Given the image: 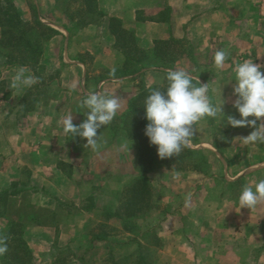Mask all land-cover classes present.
I'll return each mask as SVG.
<instances>
[{
	"label": "crops",
	"instance_id": "1",
	"mask_svg": "<svg viewBox=\"0 0 264 264\" xmlns=\"http://www.w3.org/2000/svg\"><path fill=\"white\" fill-rule=\"evenodd\" d=\"M12 2L22 20L31 21L35 8L54 31L43 42V68L27 67L39 77L31 88H10L20 66L9 65L0 46V192L14 194L8 218L22 225L33 264H106L99 254L114 244L93 242L89 232L103 210L116 207L115 192L139 175L133 144L109 124L97 130L101 147L93 151L84 147L86 138L65 133L62 121L68 114L75 125L86 119L80 104L91 91L118 97L120 115L142 88L160 85L168 69L208 84L213 104L225 101L224 118L194 125L188 148L202 159L198 170L163 166L147 174L154 189L165 190L150 263L264 264V202L239 210L243 186L264 179V143H244L254 129L227 124L229 115L240 118L233 107L235 65L252 60L264 72V0H94V16L82 0ZM221 49L229 56L218 69L214 55ZM113 67L133 71L113 78L106 73ZM41 71L48 80L41 82ZM24 174L31 193L22 192ZM87 200L92 207L84 208ZM40 210L49 218L34 213ZM7 229L0 220V230ZM126 236L116 250L130 255L137 243L126 245Z\"/></svg>",
	"mask_w": 264,
	"mask_h": 264
},
{
	"label": "clouds",
	"instance_id": "2",
	"mask_svg": "<svg viewBox=\"0 0 264 264\" xmlns=\"http://www.w3.org/2000/svg\"><path fill=\"white\" fill-rule=\"evenodd\" d=\"M229 53L223 49L214 55V64L219 69L225 64ZM261 65L252 60H244L235 65V85L233 95L236 99L233 107L240 118L227 116V124L232 127H252L254 130L241 138L246 144L264 143V122L257 126V121L264 118V72ZM116 68L113 67L109 75L115 78ZM166 90L152 89L144 101L145 118L148 121L145 135L150 144L157 146L159 158L165 159L178 156L187 148L196 133L194 125L206 117L222 116L224 100L213 104L208 92V84H201L199 79L193 83L194 77L184 69H168L166 72ZM39 83V77L32 74L25 66L18 67L11 77L10 88L23 90ZM80 107L88 109L86 119L79 125L73 123V115L63 118V130L71 133L72 137L86 138L84 147H91L98 151L100 135L97 130L109 125L121 108V101L115 95L100 91L87 93L81 101ZM253 117L254 119H248ZM191 194L185 199L190 200ZM264 202V179L245 185L239 195V210L248 208L253 210ZM6 234H0V256L8 251Z\"/></svg>",
	"mask_w": 264,
	"mask_h": 264
},
{
	"label": "trees",
	"instance_id": "3",
	"mask_svg": "<svg viewBox=\"0 0 264 264\" xmlns=\"http://www.w3.org/2000/svg\"><path fill=\"white\" fill-rule=\"evenodd\" d=\"M82 2L84 5L86 4L89 13L94 16V0H82ZM32 7L34 6L32 5ZM31 11L32 20L24 21L18 14L12 0H0V46L9 65L41 69L43 68L40 65L43 42L49 39L54 31L40 22L35 8ZM117 23L115 19H111V25ZM120 34L126 35L127 33L120 30ZM132 71L131 68H123L122 71H116L115 75L131 73ZM106 73L109 75V72ZM193 83L196 81L193 80ZM157 88L166 90V73L161 86L142 88L139 94L130 100L126 111L121 115H116L109 126L115 134L122 131L133 142L132 160L139 175L131 179L120 191L115 192L119 208L113 213H102L101 218L119 220L121 229L126 230L131 235L126 245L137 243L138 256L134 264H151L149 258L153 256L152 251L142 248L138 241L148 243L151 246L158 244L157 235L153 231L151 223L153 219L155 220L151 214L157 207V203L153 193H151L153 187L147 178V174L163 166L177 171H182L188 167L198 170L202 164V159L188 147L178 156L161 159L157 154V146L150 144L145 135V127L148 121L145 118L144 101L150 91ZM116 120H119L118 124L114 122ZM13 195L11 191L0 192V220H5L8 225V229L6 231L0 230V234H6L9 237L8 251L0 257V261L1 264H33L32 252L22 236V225L8 218V206ZM144 221L145 224L142 223L141 226L140 222ZM100 223L101 220L99 219L96 228L89 232L93 242L106 240L108 237V235L105 236V239L99 237L100 235L92 234L99 227L103 229V232L105 231V227ZM112 231L115 229L113 228ZM53 264H65V262L58 260Z\"/></svg>",
	"mask_w": 264,
	"mask_h": 264
},
{
	"label": "rangeland",
	"instance_id": "4",
	"mask_svg": "<svg viewBox=\"0 0 264 264\" xmlns=\"http://www.w3.org/2000/svg\"><path fill=\"white\" fill-rule=\"evenodd\" d=\"M174 58H175V56H174ZM176 59V58H175ZM172 63V62H171ZM38 76V75H37ZM40 77H41V82L42 81H46V80H48L49 79V75H47L46 73H44V71H41V75H40ZM165 77V76H164ZM163 81H164V79H163ZM163 81L161 82V84L160 85H158V86H161L162 84H163ZM128 107V106H127ZM123 114V113H122ZM121 115V114H120ZM113 122V121H112ZM114 122H116V124H118L119 123V120H116V121H114ZM111 124V123H110ZM108 130L111 132V133H113V134H115L114 133V131H113V129H110L109 127H108ZM117 135H121V136H123V137H125V138H127L128 140H130L127 136H125L123 133H122V131L120 132V131H118L117 133H116ZM115 134V135H116ZM131 141V140H130ZM132 142V141H131ZM132 144H133V142H132ZM132 156H133V152H132V155H131V158H132ZM133 159V158H132ZM133 161V160H132ZM23 181H22V186L21 187H23L24 189L22 190V192H24V193H26V192H28V191H30V193L32 192V190L31 189H28V188H30L29 186V180H28V176L26 175V174H24V176H23V179H22ZM129 182V181H128ZM127 182V183H128ZM126 183V184H127ZM125 184V185H126ZM124 185V186H125ZM123 186V187H124ZM122 189V188H121ZM118 191H120V190H118ZM120 193V192H119ZM151 193H153V197H154V200H155V202L157 203V207H155L154 208V210H153V212H152V214H151V216H152V218H155V220L153 219V221L151 222L152 223V225H153V231L154 232H156V235L158 236V233H159V228H161V224L163 223V221H164V218L163 217H161V213H162V208H161V203H160V199H161V197L165 194V190L162 188V187H156L155 189L153 188V191L151 190ZM114 197H115V200H116V203H117V205H116V207L114 208V209H107V210H103L102 211V213L104 214L105 212H109V213H113L115 210H117L118 208H119V203H118V201H117V194L115 193L114 194ZM93 206V202L91 201V200H87V201H85L84 202V208H90V207H92ZM69 208H71V206H68ZM67 207V208H68ZM33 210V209H32ZM31 210V211H32ZM35 214H38V215H41L42 217H45V218H49V216H50V214H51V212L50 211H36V212H34ZM102 213H101V215H102ZM108 216H110V215H108ZM107 216V217H108ZM100 220H101V223L100 224H103V226L105 227V231L103 232V229L101 228V227H99V228H97L92 234L94 235V234H97V235H100L99 237H101V238H105V236H107L108 235V237H107V240H108V238H109V241L112 243V245L114 244V246L115 247H111L110 249H107L108 251H102V254L100 255L99 254V256H101V257H99V259L100 260H102V259H104L105 260V263L106 264H134V262L136 261L135 259H136V257L138 256V253H137V250H136V252H134V253H132V254H127V253H125V254H123V253H121V252H119L120 250H116V249H118L119 248V246H124V242H123V240L125 241V240H127V236H126V230H122L121 229V222L119 221V220H115L114 218H100ZM113 222H116V223H118L119 225H118V228L117 227H114L113 225H111V223H113ZM141 223V226H142V223H144L145 224V221L144 222H140ZM113 228L115 229V231H112L113 230ZM101 232H103L102 234H100ZM106 239V238H105ZM106 240V241H107ZM95 242V241H94ZM142 246V248H147V249H150L151 250V248L152 247H149L148 246V243H145V242H143V244L141 245ZM92 251V250H91ZM142 251H144L143 249H142ZM68 252H66V254H67ZM96 253H98V250H96ZM151 259H152V257H150L149 258V262H151Z\"/></svg>",
	"mask_w": 264,
	"mask_h": 264
}]
</instances>
